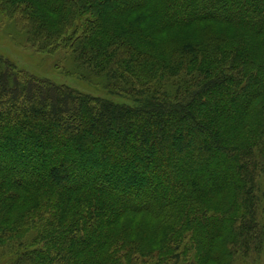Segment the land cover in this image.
I'll use <instances>...</instances> for the list:
<instances>
[{"label": "trees", "instance_id": "trees-1", "mask_svg": "<svg viewBox=\"0 0 264 264\" xmlns=\"http://www.w3.org/2000/svg\"><path fill=\"white\" fill-rule=\"evenodd\" d=\"M0 13L129 101L0 56L8 264L257 263L264 0H0Z\"/></svg>", "mask_w": 264, "mask_h": 264}, {"label": "rangeland", "instance_id": "rangeland-1", "mask_svg": "<svg viewBox=\"0 0 264 264\" xmlns=\"http://www.w3.org/2000/svg\"><path fill=\"white\" fill-rule=\"evenodd\" d=\"M0 56L15 64L19 69L40 79L48 80L57 85L70 86L82 94L104 97L119 103H129L127 99L111 96L101 83L83 80L74 69L75 65L70 60L71 58H66L64 54L39 53L36 48L28 43L25 31L21 30L19 23L1 13ZM259 196L264 206V179L261 180ZM33 232L25 240L30 242L34 235ZM16 256L17 251L12 246L0 248V264H8ZM239 264L246 263L241 262ZM256 264H264V250Z\"/></svg>", "mask_w": 264, "mask_h": 264}]
</instances>
